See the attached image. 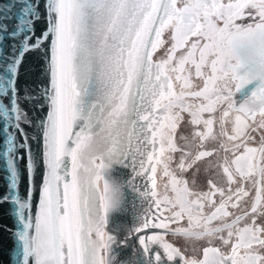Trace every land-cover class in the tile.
Here are the masks:
<instances>
[{
	"label": "snow or ice",
	"instance_id": "6c2138e0",
	"mask_svg": "<svg viewBox=\"0 0 264 264\" xmlns=\"http://www.w3.org/2000/svg\"><path fill=\"white\" fill-rule=\"evenodd\" d=\"M0 118L19 264H264V0H5Z\"/></svg>",
	"mask_w": 264,
	"mask_h": 264
},
{
	"label": "water",
	"instance_id": "95a60500",
	"mask_svg": "<svg viewBox=\"0 0 264 264\" xmlns=\"http://www.w3.org/2000/svg\"><path fill=\"white\" fill-rule=\"evenodd\" d=\"M9 2H14V0H9ZM5 3V0H0V6ZM18 10V5L16 8L12 9V12L9 15H14ZM41 11H43V3H41ZM9 27L15 23L14 20H10ZM44 24L43 21L37 23L36 25V33L40 34V31L43 29ZM13 43V41H5L4 42V51H9V45ZM42 66L38 64L37 55L29 54L25 57L24 63L20 68V75L18 86L24 91H34L37 88L43 87V81L45 77L42 72ZM24 110L28 113L29 117L34 121L32 127H28L26 125H22L25 128V131L28 133L29 137H34L37 134L36 123H38L41 117H44L47 112V108L45 107L43 110H40L38 106H34L33 103L29 100L22 104ZM14 122V121H13ZM4 123L3 118H0V125ZM12 130V129H10ZM3 139L4 133L0 131V151L3 150ZM17 142H22L21 137L17 134ZM29 144L31 145L32 151L36 152L38 149V144L35 140L30 139ZM26 150L21 149L18 153L19 156H24ZM24 160L19 162V168L21 170L24 169ZM7 181V171L6 164L3 159H0V193L5 191ZM38 181V177H37ZM29 181L27 177L22 179L20 184V193L23 195L25 193V189L28 186ZM32 203L35 205L38 203L37 195L33 194ZM14 205L10 203H0V264H19V261L22 257L18 256V252L20 251L21 242L18 240L16 235L18 229L21 227L19 224L16 215L13 211Z\"/></svg>",
	"mask_w": 264,
	"mask_h": 264
},
{
	"label": "flooded vegetation",
	"instance_id": "af4514ba",
	"mask_svg": "<svg viewBox=\"0 0 264 264\" xmlns=\"http://www.w3.org/2000/svg\"><path fill=\"white\" fill-rule=\"evenodd\" d=\"M121 175H126V172L121 173ZM130 220H131V212H129L127 216L120 217L118 222L121 223V224H125V223L130 222ZM127 254L128 253L125 252L121 258H124V256H126Z\"/></svg>",
	"mask_w": 264,
	"mask_h": 264
}]
</instances>
